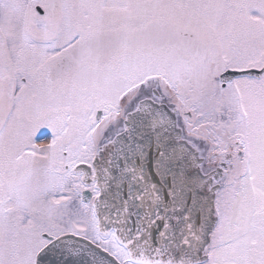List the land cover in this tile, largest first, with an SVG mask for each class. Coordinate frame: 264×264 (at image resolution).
Here are the masks:
<instances>
[{
    "label": "snow or ice",
    "instance_id": "obj_1",
    "mask_svg": "<svg viewBox=\"0 0 264 264\" xmlns=\"http://www.w3.org/2000/svg\"><path fill=\"white\" fill-rule=\"evenodd\" d=\"M0 264H264V0H0Z\"/></svg>",
    "mask_w": 264,
    "mask_h": 264
}]
</instances>
